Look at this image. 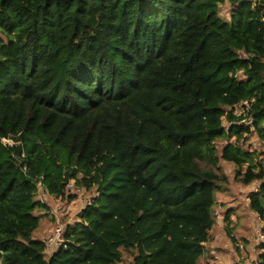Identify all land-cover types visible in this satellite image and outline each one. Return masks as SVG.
I'll list each match as a JSON object with an SVG mask.
<instances>
[{"label":"trees","instance_id":"1","mask_svg":"<svg viewBox=\"0 0 264 264\" xmlns=\"http://www.w3.org/2000/svg\"><path fill=\"white\" fill-rule=\"evenodd\" d=\"M241 121L264 141V0H0V264H199L220 159L264 221ZM72 181L100 196L49 252L39 185Z\"/></svg>","mask_w":264,"mask_h":264},{"label":"rangeland","instance_id":"2","mask_svg":"<svg viewBox=\"0 0 264 264\" xmlns=\"http://www.w3.org/2000/svg\"><path fill=\"white\" fill-rule=\"evenodd\" d=\"M223 18H229L231 6L225 4L220 8ZM243 113V104L235 109V114ZM250 127V132L243 135V139L237 142V138L230 143L243 146V149L257 151L259 160L264 162V141L259 139L251 122L241 121ZM225 127L230 123L224 120ZM6 145H13V141H3ZM227 140L217 142L219 155L221 150L227 145ZM240 155L239 153H237ZM56 161L60 166L67 165L64 154L57 156ZM202 166L206 167L205 164ZM217 172L226 175L228 183L222 185L223 190L217 195V206L214 213L217 216L216 224L211 232V239L205 245V254L199 260V264H259V256L262 252L260 234H264V221L250 210L248 197L251 192L257 191L260 183L255 182L250 186H245L236 179L237 167L220 159ZM72 181L68 189L72 198H54L43 184L39 185L36 200L44 204L43 209L37 210L36 214L41 218L39 228L32 235L33 239H46L47 232L53 227L55 219H59L67 229L68 226L75 225L79 221V216L83 210L89 206L94 198L99 197L98 188L86 190ZM81 188L78 189L77 187ZM48 254V252H47ZM49 256V255H48ZM134 255L123 253V259L119 264H133Z\"/></svg>","mask_w":264,"mask_h":264},{"label":"built area","instance_id":"3","mask_svg":"<svg viewBox=\"0 0 264 264\" xmlns=\"http://www.w3.org/2000/svg\"><path fill=\"white\" fill-rule=\"evenodd\" d=\"M237 115V114H236ZM4 141H9V140H4ZM24 157V155H23ZM26 169V168H24ZM70 188V184L68 185V188ZM79 189V188H78ZM59 219H55L53 227L49 229L46 235V243L48 246V251L53 252L57 251L59 248H61L63 245H65V239H64V234L66 232V228L64 227V224ZM260 241L264 243V234H260L259 236Z\"/></svg>","mask_w":264,"mask_h":264},{"label":"crops","instance_id":"4","mask_svg":"<svg viewBox=\"0 0 264 264\" xmlns=\"http://www.w3.org/2000/svg\"><path fill=\"white\" fill-rule=\"evenodd\" d=\"M52 197H54V196H52Z\"/></svg>","mask_w":264,"mask_h":264},{"label":"clouds","instance_id":"5","mask_svg":"<svg viewBox=\"0 0 264 264\" xmlns=\"http://www.w3.org/2000/svg\"><path fill=\"white\" fill-rule=\"evenodd\" d=\"M67 230V229H66Z\"/></svg>","mask_w":264,"mask_h":264}]
</instances>
